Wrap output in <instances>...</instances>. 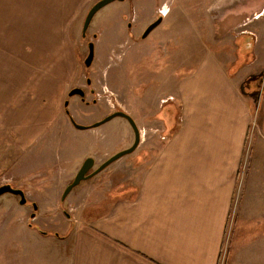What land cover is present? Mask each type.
<instances>
[{
  "label": "crops",
  "instance_id": "0c3cea01",
  "mask_svg": "<svg viewBox=\"0 0 264 264\" xmlns=\"http://www.w3.org/2000/svg\"><path fill=\"white\" fill-rule=\"evenodd\" d=\"M87 2L0 0V154L12 160L8 184H18L25 198V183L51 178L35 177L28 154L77 129L66 112L78 71L69 28ZM188 72L177 80L178 131L159 150L142 143L135 150L150 158L117 160L85 180L91 188L69 202L71 218L63 214V187L31 196L52 199L32 202L35 217L54 204L62 220L61 231L46 237L60 251L56 264H221L225 250V264H264V129L252 128L250 98L220 58L210 53ZM101 126L84 129L85 136Z\"/></svg>",
  "mask_w": 264,
  "mask_h": 264
},
{
  "label": "rangeland",
  "instance_id": "374dc122",
  "mask_svg": "<svg viewBox=\"0 0 264 264\" xmlns=\"http://www.w3.org/2000/svg\"><path fill=\"white\" fill-rule=\"evenodd\" d=\"M98 1L88 0L86 6L79 11L78 19L69 28V41L76 53L78 71L72 85L68 87L67 95L79 88L83 90L85 99L82 98L81 101V96L73 95L66 112L71 116L70 119L74 118L77 124L90 127L88 129H93L95 123L103 121L107 116L122 111L132 117L142 133V147L156 146L153 149L159 150L169 142L170 135L174 133V129L167 130L168 122H164L169 117L161 118L162 108L167 99L177 100V80L196 68L202 58L210 53L220 58L243 94L248 93L243 83L250 76L264 71V16H255L263 7L247 10L248 5L260 0L114 1L95 14L86 37H83L87 13ZM36 12L45 15L49 10L37 9ZM159 17L163 18V22L146 39H142L146 29ZM243 31L253 34L254 44L251 51L246 52L248 58L242 63L241 56L244 53L238 48L241 37L245 36L242 35ZM91 42L94 43V60L87 67L84 62ZM248 96L252 104V128L259 126L264 129L260 94ZM83 102H87L90 109ZM171 103L174 104L175 112L172 114L173 123L171 122L170 128L178 124L180 114L179 102ZM102 112L105 117L93 122ZM70 129L58 132L50 139L48 146L40 143L28 154L25 162L35 160L37 163L34 168L37 173L35 177H51L47 183H41L43 180L36 178L23 185L22 189L27 191L26 199L30 205H21L17 201L20 198L10 193L0 197V264L61 263L58 257L60 251L55 246V241L46 237L54 238L56 232L61 231L59 226L62 220L55 212L54 204L47 209V216L40 212L41 214L36 213L34 219L31 218L35 214L32 202L44 204L52 201H37L31 196L37 197L44 193L46 187L52 193L50 196L53 195L52 189L63 187V196L87 158L95 160L90 171L93 172L113 155L130 148L135 142V132L123 117H115L102 124L100 131L103 132L94 133L91 130L93 136L90 137L85 136L90 130L80 131L73 126ZM107 151L110 152L109 155H105ZM87 152L88 157L82 160L81 156ZM138 153L139 150L119 160L143 161L151 157L149 152L148 157L144 152L137 157ZM11 161L0 154V186L12 182L7 181L10 175H6ZM69 166L78 168L69 171ZM125 169H129L128 166ZM7 174H11V171ZM99 175L101 173L93 178ZM85 182L82 181L69 193V201L68 197L61 201L63 214L67 215L70 201H77L82 192L91 188L82 184ZM14 185V188H20L18 184ZM31 186L32 190L28 188ZM94 210V213L98 211ZM89 212L92 213L91 210ZM68 215L72 217L71 212ZM44 230L46 234L41 233ZM39 235L44 239L41 240ZM225 254L226 250L221 264H225Z\"/></svg>",
  "mask_w": 264,
  "mask_h": 264
},
{
  "label": "water",
  "instance_id": "95a60500",
  "mask_svg": "<svg viewBox=\"0 0 264 264\" xmlns=\"http://www.w3.org/2000/svg\"><path fill=\"white\" fill-rule=\"evenodd\" d=\"M114 1H124V0H99L98 2H96L93 5V7L87 13V16H86L85 21H84L83 37H86L88 28H89L90 23H91L93 17L95 16V14L99 10H101L103 7H105L106 5H108V4H110V3L114 2ZM162 21H163V18L159 17L154 23H152L146 29L144 34L142 35V39H146L151 34V32L154 31L162 23ZM93 60H94V43L91 42V43H89V54H88V56H87V58H86V60L84 62L85 66L90 67L92 62H93ZM73 95H79L81 97H84L85 94H84L82 89L75 88L69 93V96H73ZM66 106H67V104H66ZM115 117H123V118H125V119H127L129 121L130 125L132 126V128H133V130L135 132V142H134V144L130 148H128L126 150H123V151L113 155L111 158H109L107 161H105L102 165H100L93 172H90V171L93 169V167L95 165V160L92 157L87 158L84 161V163L81 166V168L79 169V171H78L77 175L75 176L73 182L70 185H68V187L66 188V190H65V192H64V194L62 196L63 200L66 199V197L69 195V193L76 186L80 185V183L82 181H85L88 178L99 174L100 172L105 170L108 166H110L112 163L116 162L120 158L133 153L138 148V146L140 145V143H141L140 130L138 129V127H137L135 121L132 119V117L130 115L126 114L125 112H122V111L115 112V113L107 116L103 121L95 123L93 125V127H98V126H100V125H102L104 123H107V122L111 121L112 119H114ZM71 121H72L73 125L77 129L84 130V129L88 128L86 126H82V125L77 124L73 119ZM7 193L19 196L21 198V203H23V204L26 203V198H25V194H24L23 190L16 189L10 184H5V185L0 186V197L5 195V194H7ZM34 217H35V214H33L31 216V218H34Z\"/></svg>",
  "mask_w": 264,
  "mask_h": 264
},
{
  "label": "flooded vegetation",
  "instance_id": "af4514ba",
  "mask_svg": "<svg viewBox=\"0 0 264 264\" xmlns=\"http://www.w3.org/2000/svg\"><path fill=\"white\" fill-rule=\"evenodd\" d=\"M262 7H263V10L259 12L258 18H260L261 16H264V4ZM242 35H245V36L241 37V44L238 49L239 51L241 50L244 53L241 56V62L243 63L248 58V55L246 54V52L251 51L252 49V46L254 44V37L252 33H249L246 31H243ZM243 86L246 87V89H248L247 90L248 93H245V94H248L251 97L260 94L259 100L261 99V111H263V114H264V71L261 70L255 76H250L247 82L245 81L243 83ZM263 127H264V121H263Z\"/></svg>",
  "mask_w": 264,
  "mask_h": 264
},
{
  "label": "trees",
  "instance_id": "16d2710c",
  "mask_svg": "<svg viewBox=\"0 0 264 264\" xmlns=\"http://www.w3.org/2000/svg\"><path fill=\"white\" fill-rule=\"evenodd\" d=\"M170 103V104H169ZM168 104V105H167ZM165 105H167L166 107H165ZM165 105L163 106V108H162V111H163V116L161 117L162 119L163 118H165V116L166 117H169V120L168 121H166V119L164 120V122L165 123H167V130H169V131H171L172 129H174V133L172 134V135H170L171 137H173V135L178 131V128H179V119H178V124L177 125H173L172 126V128H170V124H172L173 123V119H172V114H173V112H175V110H174V104H172L171 103V101H168L167 103H165ZM164 107H165V109H164ZM175 114V113H174ZM69 115V114H68ZM70 116V115H69ZM179 117H180V114H179ZM70 118H71V116H70ZM72 120V119H71ZM172 122V123H171ZM176 122V121H175ZM170 128V129H169ZM41 233L42 234H46V233H44L43 231H41Z\"/></svg>",
  "mask_w": 264,
  "mask_h": 264
}]
</instances>
